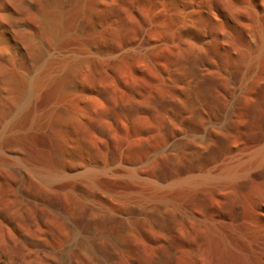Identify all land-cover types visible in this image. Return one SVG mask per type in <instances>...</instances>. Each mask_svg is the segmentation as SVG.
I'll return each instance as SVG.
<instances>
[{
	"label": "rangeland",
	"instance_id": "obj_1",
	"mask_svg": "<svg viewBox=\"0 0 264 264\" xmlns=\"http://www.w3.org/2000/svg\"><path fill=\"white\" fill-rule=\"evenodd\" d=\"M255 1L0 0V143L7 150L0 160V264H90L81 242L111 240L127 227L132 236L151 227L156 242L152 226L177 215L178 205L157 199L135 215L134 206L156 189L152 182L177 191L184 165L186 176H203L227 163L222 155L204 169L195 159L202 151L193 144L210 131L221 132L213 136L223 146L229 97L223 110L201 101L192 71L210 68L229 6H237L234 18L251 23L246 6ZM262 23L247 64L256 94L232 101L246 115L249 143L264 129V16ZM42 161L58 175L48 178ZM208 186L198 189L200 201L205 192H224ZM263 189V180L238 185L244 194ZM200 201L190 206L198 214ZM202 202L217 213L221 207ZM170 225L181 230L178 215ZM186 225L205 261L225 255L223 230ZM156 246L145 264H169L172 251Z\"/></svg>",
	"mask_w": 264,
	"mask_h": 264
},
{
	"label": "bare ground",
	"instance_id": "obj_2",
	"mask_svg": "<svg viewBox=\"0 0 264 264\" xmlns=\"http://www.w3.org/2000/svg\"><path fill=\"white\" fill-rule=\"evenodd\" d=\"M259 1L249 3V6H246V9L252 11L251 15L253 19L251 20L253 21L251 23H246V20V22H243V19L241 20L237 17L234 18L233 12L237 10V6L234 11L232 9L236 4L229 6V8L232 7V13H229L231 10L227 7L229 5L227 3L226 7L230 10L225 18L228 30L224 29L225 33H220V39L215 37L212 45L213 59L218 58V63L212 59L210 61V68L207 70H203L198 64L194 68V65L192 66L194 69L192 73L194 72L195 77L193 86L201 101L204 100L209 105H215L217 108L223 110L225 108L224 103H226L224 100L226 101L227 97H229V103L227 102L228 106H226L228 107V111L225 113V125L223 130H221L224 140L223 146H220L218 141H214L218 137L216 136L215 138L213 136L221 132L210 131L206 140H203L200 144H193V149H196L198 152L199 150L202 151L196 154L199 157L195 159L198 160L199 166L203 165L205 169L210 164L218 162V159L223 155V157L227 158L226 165L214 168L210 166L211 169L208 167L203 171V173L206 172L203 176H186L184 165V168L181 169L183 177L181 176V180L176 183L177 191H167V193H164L165 191L162 188H157L159 187L158 184H153L152 182V188L156 189L152 194L147 196L148 200H143V203L140 202L134 206V214L138 215L141 212L152 209L153 206H149V204L154 200L169 198L177 202V215L181 230H178V233L172 230L170 222L173 219L175 220L177 215L175 214L171 217L169 214V219L162 217L160 221L154 223L152 231L150 230L156 242H153L147 233L151 227L148 230L146 228L147 231L144 228L140 230L135 229L133 236V230L129 227L125 228V230L122 229L121 232H119V229L115 237L112 236L111 240L108 238V240H105L103 237L94 240L83 239L84 242H81L82 250L84 249L90 256V264H145L144 260L147 258L145 256L146 251L158 248L156 245L168 247L172 251L167 258L169 264H264V189L248 194H244L238 190V185L244 180L250 183L256 180L264 181V169H262V166H264V129L257 141L249 143L244 134L246 115L241 113L239 108L236 107L237 102H232L235 97L238 100L240 98L245 99L249 91L257 86L256 82L258 80L256 81V78L254 79L253 77L255 71L248 68L247 64L251 62L252 56L257 52L259 45L257 34L259 33L260 26L263 24L264 0ZM218 23L217 21L215 22L216 25ZM222 26L224 27L223 24ZM6 33L8 34L9 32L7 31ZM260 34L263 33L260 31ZM201 58L203 57L201 56ZM198 62H200L199 59ZM260 84L258 83V86ZM254 91L253 93L256 94ZM248 98L250 99L249 96ZM204 141L206 142L205 144L203 143ZM5 147L3 143H0V160L3 159L7 151ZM42 165L45 167L44 174L48 178L51 179L53 176L58 175L52 162H43ZM207 185L211 187H223L224 192L221 195L205 192L203 194L206 197L205 199L202 198L203 200H211V202H215V200L218 202L219 200L221 207L218 213L211 209L209 210L206 205H201L203 200L200 201L201 198L199 199L200 190L198 191V189ZM207 191L209 190L207 189ZM197 198L201 202L198 209L201 214H198L192 209L193 207H190L191 204L194 203L193 205H195L197 203ZM248 201L251 203L247 204ZM216 216L218 220L215 224L212 223L210 225L212 219ZM101 220L103 221V219ZM187 221L193 222L194 225L200 224L204 228L210 225L223 230L225 236H223L225 238V255H215L210 258L209 262L205 261L200 251L195 249L191 244V234L190 229L186 225ZM129 231L131 232L130 234L126 233ZM134 239L139 241L142 247L135 246Z\"/></svg>",
	"mask_w": 264,
	"mask_h": 264
}]
</instances>
